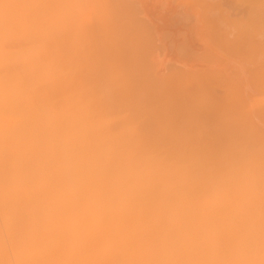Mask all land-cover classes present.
Instances as JSON below:
<instances>
[{
    "label": "bare ground",
    "instance_id": "obj_1",
    "mask_svg": "<svg viewBox=\"0 0 264 264\" xmlns=\"http://www.w3.org/2000/svg\"><path fill=\"white\" fill-rule=\"evenodd\" d=\"M78 2L97 20L61 43L77 53L67 75L0 70V264H264V0H187L193 15L169 23L189 17L198 57L160 71L150 43L138 51L152 37L138 3ZM30 6L0 2L10 61ZM22 207L47 225L22 237Z\"/></svg>",
    "mask_w": 264,
    "mask_h": 264
},
{
    "label": "clouds",
    "instance_id": "obj_2",
    "mask_svg": "<svg viewBox=\"0 0 264 264\" xmlns=\"http://www.w3.org/2000/svg\"><path fill=\"white\" fill-rule=\"evenodd\" d=\"M30 5V15L17 34L15 51L21 55L15 60L10 61L6 40L0 35V70L10 62L15 63V75L21 84L60 80L71 70L77 56L74 48L61 54L60 45L65 37L74 42L83 34L90 13L78 0H30ZM47 223L46 210L22 207L17 227L24 237L38 225L45 226ZM231 227L244 226L220 225L225 232Z\"/></svg>",
    "mask_w": 264,
    "mask_h": 264
},
{
    "label": "rangeland",
    "instance_id": "obj_3",
    "mask_svg": "<svg viewBox=\"0 0 264 264\" xmlns=\"http://www.w3.org/2000/svg\"><path fill=\"white\" fill-rule=\"evenodd\" d=\"M121 1H123V0H121ZM125 1H126V2H125ZM136 1H137V2H136ZM162 1H163V2H162ZM162 1H161V0H159V1H157V0H156V1H155V0H148V2H149V4H150L149 7H151V8L149 9V7L146 6V7H147L146 11H148V9H149V11L152 12V13H151V12H146V11H145V7H144L145 5H144V4L147 3V0H141V1L135 0V2H134L133 0H131V2H130V0H129V1H128V0H124L125 3H131L132 5H133V3H134L135 5H137L136 3H138L137 8L139 7L140 9H139V8H138V9L141 10V11H139V10L136 8L135 10H137V11H135V14H136V12H137V13L140 15V17H139V15L136 14V15H138L137 18H136V20H137V21L140 20V21H139V25H140V23H143V24H145V26H146V23H147V22H150V23L147 24L148 27L146 26V27H147V31L150 32V34H148V32L145 30L146 27L144 26L143 31L145 30L146 33L144 32L143 35H144V39H145L148 35H149V36H152L151 38H152L153 41L151 40V38L148 37L147 39L150 40V41H149V42H148V41H147V42L145 41V42H146V43H145L146 45H145V46L143 45L142 48H140V49H142V51L139 50V49H138V51L140 52V54H141V52H142V56H143V57L149 53V55H147V57L149 56L148 58L151 57L152 59L150 58L151 61H150V59L148 60L149 62H147V63H148L147 66L150 67V69H152V70L156 69V71H157V70L160 71L159 68H160L161 70H162V69H163V70H168V68L171 70L170 67H172V65H174L175 62L178 63V61L184 63V64H182V65H181V63L175 64V66H176V65H178L179 67L181 66V67H180L181 69H182V68H183V69H185V68L188 69L189 66H187V63H190V64H188V65H190V66L193 67V61L196 60V58L198 57V54H199V50H200V46H199V45H200V44H199V41H197V39L194 38L195 36L193 35V34H194L193 32H195L194 29H193V27H194V23H193L191 20H190V22H192V23H190V24L188 23L187 20H189V17H188L187 20H186L187 15H188V16H189L190 14L193 15V12H192L193 9L190 7L192 4H191L190 2H187V0H186V1H185V0H183V1H182V0H169V1H168V0H167V1H166V0H162ZM164 1H165V2H164ZM132 2H133V3H132ZM153 2H154L155 5H157V7L159 6L158 9L156 8L155 5H154V6L152 5ZM157 2H158V3H157ZM168 2H169V4H168ZM176 2H177V4H176ZM156 3H157V4H156ZM160 3H161V4H160ZM163 3H164V4H163ZM171 3H172V4H171ZM188 3H189V4H188ZM139 4H140V5H139ZM141 4H142V5H141ZM149 4H148V5H149ZM167 4H168V5H167ZM173 4H174V5H173ZM190 4H191V5H190ZM146 5H147V4H146ZM151 5H152V6H151ZM166 5H167V6H166ZM188 5H190V6H188ZM161 6H162V7L165 6V8H162ZM170 6H171V7H170ZM178 6H179V7H178ZM152 7H154V8H152ZM174 7H175V8H174ZM192 7H193V6H192ZM166 8H167V9H166ZM169 8H170V9H169ZM179 8H180V9L182 8V10H181V11H182V14H183V12H184V14H185V16H186L185 19H183L184 21H181V24H182L183 22H184V23L186 22V23H188L189 25H191L192 27L189 26V25H187V24L184 25V23H183V25H184V27H186V28H183V26H181V24H180V26L178 25L179 22H180V19L178 20V18L181 17V20H182V17L184 18V14L181 15V16H180V14H178L180 17H179L178 15H177L178 17H175V16H176L175 14H177V13H176V12H177L176 9H179ZM190 8H191V9H190ZM142 9H143V11H142ZM151 9L155 10V13H153V10H151ZM156 9H157L158 11H159L160 9H161V10L163 9V10H162L163 12L160 10L161 12L159 11L160 13L157 14ZM188 9H189V10H188ZM164 10H165V11L167 10V11L165 12ZM169 10H171V11H173V12H171V11H169ZM138 11H139V12H138ZM178 11H179V10H178ZM189 11L192 12V13H190ZM193 11H194V10H193ZM145 12H146V13H145ZM168 12H170L171 14L168 13ZM179 12H180V11H179ZM179 12H178V13H179ZM143 13H145L146 15L143 14ZM147 13H148V15H149L150 17H152V16H151L152 14H155V17L153 16V18H149L148 15H147ZM149 13H150V14H149ZM161 13H166L165 15H167V16H165V15H163V14H161ZM173 13H174V14H173ZM180 13H181V12H180ZM135 14H134V15H135ZM141 14H142V15H141ZM169 14H170V15H169ZM93 15H95L96 18H93V17H94ZM93 15H92V20H89V22H90V21H95V19L97 20L96 13H94ZM136 15H135V16H136ZM143 15H144V19L146 18V20H147L146 23L143 22V21H144V20H143V17H142ZM159 15L162 16L163 18H161ZM168 15H169V16H168ZM173 15H175V16L173 17L175 20L171 19V20H173V22L171 21V25H170V23H169V22H170V18H171ZM192 15H191V16H192ZM170 16H171V17H170ZM141 17H142V20H143V21H141ZM156 17H157V18H156ZM166 17H168V18L170 17V18H169V21H168V18H166ZM155 18H156V19H155ZM159 18H160L161 20H160ZM165 18L167 19L166 22H164ZM176 18H177V19H176ZM191 18H192V17H191ZM149 19H150V20H149ZM151 19H152L153 21H152ZM162 19H163V20H162ZM154 20H155V21H154ZM158 20L161 21V23H160ZM176 20H177V21H176ZM193 21H194V20H193ZM155 22H156L159 26H158L157 24H155ZM162 22H163V23H162ZM194 22H195V21H194ZM166 23H168L167 25H168L169 27L171 26V28L168 27L169 30L166 31V32H167L168 34H171V33H172V35L174 36V37L171 39L170 37H171L172 35H170V36L168 35L169 38H167V40L170 39V41H168V43H170V45H172V44H174V41H176L177 43L175 42V45L178 46L179 44H181V43L183 42V45L181 44L182 46L179 45V46H180V47H179L180 49L178 48V49L175 50V48H177V46L175 47V45H172V46H174V50L172 51L173 48L170 47V48H171L170 51L173 53V55H172L171 53H166V52H170V51H166V49H167L166 46H167L168 43L166 42V43H167V44H166L165 42H163V41L165 40V36H166V35L163 34V33H166L165 30H167ZM176 23H177V24H176ZM89 24H91V22H90ZM162 24H163V25H162ZM155 25H156V26H155ZM160 25H161V28L163 27V28H162L163 30L160 29ZM173 25H174V27H173ZM153 26H154V27H153ZM164 26H166V27H164ZM176 26H177V27L179 26V27H178V28H180L179 31H178V28H176ZM141 27H143V26H141ZM189 27H191V28L193 29V31H191L192 29L189 28ZM148 28H149L150 30L152 29L153 31H149ZM182 28H183V29H182ZM188 28H189V29H188ZM154 29H155V32H156V30L158 31V32H156V34H155V32H154ZM161 30H162V31H161ZM170 30H171V31H170ZM180 30H183V31H181L182 33L180 32ZM188 30H189V34H188V32H186V31H188ZM160 32H161V33H160ZM179 32H180V33H179ZM185 32H186L187 35L185 34ZM158 33H159L160 36H162L161 38H160L159 35L156 37V35H157ZM167 33H166V34H167ZM146 34H147V35H146ZM152 34H154V35H152ZM162 34L165 35V36L163 37ZM190 34H191V36H190ZM145 35H146V36H145ZM178 35H180V36H178ZM183 35H186L187 37H186V36L184 37ZM168 36H166V37H168ZM176 36H178L179 39H177L178 37H176ZM182 36H183V38H182ZM196 36H197V35H196ZM188 37H190V38L188 39ZM191 37H192V39H195V41L191 42V41H192ZM163 38H164V39H163ZM174 38H176L178 41L175 40ZM185 38H186V39H185ZM160 39H161V41L163 42V43H161V45H160V43H159ZM173 39H174V40H173ZM180 39H182L183 41L180 40ZM184 39L187 41V43L184 41ZM187 39H188V40H187ZM190 39H191V41H190ZM167 40H166V41H167ZM157 41H158V42H157ZM161 41H160V42H161ZM171 41H172V42H171ZM179 41H182V42H179ZM156 42H157V44H156ZM178 42H179V44H178ZM149 43H150V46H152V48L154 49V53H152L153 51H152V48H151L150 46L148 47V50L151 49V51H148V50H147L146 47H147V44H149ZM152 43H153V44H152ZM158 43H159V44H158ZM191 43H193L192 46H190ZM151 44H152V45H151ZM165 44H166V45H165ZM185 44H186V46H185ZM188 44H190V45L188 46ZM154 45H155V48H154ZM156 45H157V46L160 45L161 47L158 46V49H157V46H156ZM197 46H198V47H197ZM143 47H144V48H143ZM159 47H160V48H159ZM164 47H165L166 49H165ZM168 47H169V46H168ZM182 47L184 48V50H185L184 52H185V53H189L188 55L192 54L193 52H195L196 54H195V53L192 54L194 57H192V55H190V57H187L188 55H187V54H185V55L182 54L183 52H182V53H178V50H179V52H181L180 50L183 49ZM185 47H186V49H185ZM189 47H190V48H189ZM192 47H194V48L191 49ZM163 48H164V49H163ZM170 48H169V49H170ZM145 49H146V50H145ZM161 49H162V50H161ZM195 49L198 51V53H197V51H195ZM198 49H199V50H198ZM156 50H157V51H156ZM192 50H193V51H192ZM136 51H137V50H136ZM138 51H137V52H138ZM144 51H145V52L148 51V53L146 54V53H144ZM165 51H166V52H165ZM176 51H177V52H176ZM182 51H183V50H182ZM139 52H138V53H139ZM155 52H157V53H155ZM158 52H159V53H158ZM162 52H163V53H162ZM191 52H192V53H191ZM164 53H165L166 55H165ZM176 53H177V54H176ZM143 54H144V55H143ZM156 54L161 55V56H160L161 59H160V57H158L159 55H158V56H155ZM163 54H164V56H162ZM169 54H170V55H169ZM179 54H180V55H179ZM181 54H182V55H181ZM213 54H214V53H213ZM176 55H177L176 58H175V57H172V56H176ZM183 55H184V56H183ZM214 55H216V54H214ZM166 56H167V57H166ZM168 56H170V57H168ZM181 56H183V57L186 56L187 59L184 58V59L182 60ZM147 57H144V58L146 59V61H147ZM163 57H164V58H163ZM191 57H192V59H190ZM157 58H158V59H157ZM165 58H166V59H165ZM168 58H169V59H168ZM178 58H179V59H178ZM193 58H194V59H193ZM156 59H157V62H158L159 64L155 61ZM163 59H164V62H163ZM170 59H171V60H170ZM175 59H176V60H175ZM177 59H178V60H177ZM180 59H181L182 61H181ZM189 59H190V61L192 60V62H190ZM216 59H217V60L219 59L218 62H221V59H222V58H220L219 56H216ZM232 59H233V58H232ZM158 60H159V61H158ZM160 60H161V61H160ZM185 60H186V62H185ZM233 60H234V59H233ZM165 61H166V63H165ZM235 61H236V59H235ZM150 62H153V63H150ZM172 62H173V63H172ZM154 63H156V64H154ZM160 63H161V64H160ZM191 63H192V65H191ZM149 64H150L151 66H150ZM166 64H167L168 68L166 67ZM170 64H171V65H170ZM153 65H154L156 68L153 69V67H154ZM160 65H161V66H160ZM163 65H164V67H162ZM169 65H170V66H169ZM152 66H153V67H152ZM175 66H173L172 68H174ZM178 66H176L174 69L179 68ZM184 66H185V67H184ZM214 66H215V65H214ZM192 67H189V69H191ZM157 68H158V69H157ZM165 68H166V69H165ZM187 69H185V70H187ZM207 71H209V70H207ZM210 71H211V70H210ZM236 72H237V71H235V73H236ZM221 74H222V73H221ZM259 99L262 100V98H259Z\"/></svg>",
    "mask_w": 264,
    "mask_h": 264
}]
</instances>
